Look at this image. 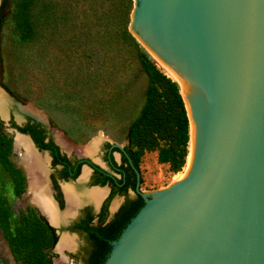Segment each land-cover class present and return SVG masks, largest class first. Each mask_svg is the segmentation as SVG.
I'll return each mask as SVG.
<instances>
[{"label": "water", "instance_id": "1", "mask_svg": "<svg viewBox=\"0 0 264 264\" xmlns=\"http://www.w3.org/2000/svg\"><path fill=\"white\" fill-rule=\"evenodd\" d=\"M129 31L182 84L194 162L152 195L136 171L143 206L103 264H264V0H133Z\"/></svg>", "mask_w": 264, "mask_h": 264}, {"label": "rangeland", "instance_id": "2", "mask_svg": "<svg viewBox=\"0 0 264 264\" xmlns=\"http://www.w3.org/2000/svg\"><path fill=\"white\" fill-rule=\"evenodd\" d=\"M52 1H57L65 8H68L67 3H71L69 13L62 10L55 12L56 17L60 16L63 21H67L66 24H55L47 29L41 27L42 30L38 28L32 38L26 41L20 40L13 32L9 18L11 3H7L4 8L0 21V83L15 97L7 92L11 99L8 109L15 121L24 119L25 115L21 110L29 114L33 109L40 111L44 116L38 114L41 115L39 119L46 122L47 132L53 135L58 143L65 140L75 153L80 154L83 148L95 142L96 154L88 157L105 167L101 158L103 145H127L129 125L139 115L145 103L148 77L142 70L137 56L128 46L113 43L114 45L109 47H113L112 51L104 55L100 49V41L89 39L88 34H96L99 28L98 20L110 10L107 1ZM33 10L35 9H32L30 15L32 23ZM149 56L159 66V61L153 55ZM87 75L95 77V83L89 87ZM94 84L97 87H94ZM108 101H112L113 105H107ZM2 122V132L12 139L9 159L22 172L25 186L23 193L17 195L13 190L15 183L12 177L0 168V192L16 216L28 207L39 212V208L32 201L29 179L21 165L20 153L16 147L14 149L16 133L9 128L8 121ZM63 149L71 153L66 148ZM114 156L118 161L117 152ZM139 168L142 177L140 189L146 195L171 187L181 181L185 174V168L173 174L167 164L158 163L157 152L144 153L140 157ZM90 174L89 171L88 178L84 181H80V177L79 180L67 184L74 188L77 195L86 194L96 189L89 182ZM103 189L109 190L110 187L105 186ZM107 194L102 201V221L108 220L124 201V198L116 195L113 190ZM130 197L133 195L130 194ZM94 205L84 202L79 209ZM74 219L72 217L67 225L56 229L59 231L58 239L64 235L75 239L74 248L64 252L68 258L67 264H83L89 244L84 236L70 230ZM48 256L51 257L52 264L62 258V254L55 247ZM0 264H16L1 231Z\"/></svg>", "mask_w": 264, "mask_h": 264}, {"label": "trees", "instance_id": "3", "mask_svg": "<svg viewBox=\"0 0 264 264\" xmlns=\"http://www.w3.org/2000/svg\"><path fill=\"white\" fill-rule=\"evenodd\" d=\"M105 1L109 3L110 10L98 20L99 28L96 34H88L89 39L100 41V49L104 55L112 51L113 47L112 49L109 47L113 46V43L128 46L129 50H133L137 56L142 70L148 77L145 103L139 115L129 125L126 135L127 145L124 150L137 171H140L139 160L144 153L157 152L158 163L167 164L169 171L173 174L179 173L187 164L191 145L189 120L180 94V86L155 64L129 32L132 0ZM9 2L11 3L9 18L13 32L22 41L31 39L38 28L42 30V28L54 27L55 24L65 25L67 21H63L60 16L56 17L55 12L62 10L64 13H69L72 6L71 3H67L68 8H65L52 0H4L0 19L3 14L1 12ZM32 9H35L33 23L30 20ZM94 79V76L87 75L88 87L93 84ZM94 87L97 85L94 84ZM6 90L9 91L7 88ZM107 105L111 106L113 102L110 101ZM2 125L0 121V168L12 177L15 183L13 190L17 195H21L25 186L24 178L22 172L9 159L12 139L2 132ZM39 127L40 125L35 124L15 128L22 134H29L39 149L50 151L54 164H63L64 177L69 178L70 163L59 155L58 148L53 143L44 142L43 131ZM113 151L117 150L113 149ZM124 161H128L127 157ZM83 164L97 169L88 161H79L71 178L78 176L80 166ZM131 173L133 182L130 187L134 190L136 175L133 170ZM140 182L142 183V180ZM95 183L99 186L110 184L115 194L124 195L127 198L128 188L122 184L123 179L117 180L102 173L101 179L96 180ZM142 206L143 200L136 194L134 199H126L109 223L99 220L98 224L92 226V217H88L75 227L86 234V239L91 245L86 264L104 263L111 250V242L118 239ZM0 231L16 264H52L48 253L58 241L56 230L33 208L28 207L26 211L16 216L1 192Z\"/></svg>", "mask_w": 264, "mask_h": 264}, {"label": "flooded vegetation", "instance_id": "4", "mask_svg": "<svg viewBox=\"0 0 264 264\" xmlns=\"http://www.w3.org/2000/svg\"><path fill=\"white\" fill-rule=\"evenodd\" d=\"M3 2H4V0H0V10H1ZM3 11H4V9H3ZM3 11L1 13H3ZM0 87H2L6 92H8L1 83H0ZM1 93L3 94L2 91H1ZM8 93L13 96V94H11L10 92H8ZM6 101H7V99H6ZM8 107H9V105H8V102H7V109L5 108L6 109V113H4V115H3V113L0 111V115H3V117H6V118H7V115H8V124L7 125L9 126V128L14 133H16V131L19 132L15 127L24 128V127H26L28 125H35V124L40 125L39 128H40V130L43 131L44 142L53 143L58 148L59 155L61 157L66 158L68 160V162L70 163V169H69V172H68L69 173L68 174L69 178H67V177L65 178L64 177V172H63L64 171V165L61 164V163L54 164L52 153L50 151H48V150L39 149L37 147V145L35 144V142L33 141L32 137L29 134H24V135H28L31 138V140L33 141L35 147L38 149L39 152H37L36 150H34V151H36L41 156L46 157L47 160H48L46 171H47V179H48V183H49V191H51L50 201H51L52 205L54 206L55 210L58 211V213L59 212L60 213L64 212L66 210V208H67V199H66V193H65L64 188L67 187L68 185L67 186H65V185L67 183H69V182H75V181H77V179L79 180L80 177H81L80 181L86 180V179H83V176H82L83 172H84L83 171V166L84 165L88 166L89 167V171L91 172L90 178H89V182H90V184L92 186H94V187L99 186L95 182H96V180L101 179L102 173H103L104 175H106L108 177L115 178L117 180L123 179V183L122 184H125L127 186V188H128V190H127V198L128 199H134L135 198V196H136L135 188L133 190L130 187L131 183L133 182V176H132L131 170H133V172H135V175H136V171L137 170L132 165V161L128 158V156H127V154H126V152L124 150L125 146H123V151H120V150L112 147L113 144L105 143L103 145V153L101 155V158H102V160L105 163V165H104L105 167H103L98 162L93 161L92 158H90L88 156L87 157L86 156H82L78 152H77L78 153L77 154L74 151H72L71 153H68L66 150L63 149L64 147L62 148L60 146L62 144H60V143L58 144V142L56 140H54L53 135H50L47 132V128H46L45 125H42V124L38 123L35 119H33V117L29 116L28 114H24L25 117H24L23 120L20 118L21 119V124L20 125L17 124V121H15L14 116L11 114L10 109H8ZM32 111L34 112V109ZM30 115L36 116L32 112H30ZM0 121L2 122L3 120L0 119ZM17 136L18 135L16 134L15 138H17ZM15 142H16V139H15ZM63 142H64V140H63ZM113 149H116L117 151H113ZM44 152H47L49 159H48L47 156L44 155ZM115 152H117V154L119 155V160L118 161L115 159V156H114ZM125 157H127V159H128L127 162L124 161ZM79 161H88L89 163H91L92 165L97 167L98 170L94 169L93 167H91V166H89L87 164H83L82 166H80V170H79L78 176L75 177V178H71V176L73 175V171H75L77 169V165H78ZM129 166H130V169H129ZM139 170H140V168H139ZM138 172L140 174V180H142L141 173H140V171H138ZM27 176H28V173H27ZM28 179H29V176H28ZM122 184H120V186H122ZM141 184L142 183L140 182V186H141ZM29 186H30V180H29ZM63 186H64V188H63ZM105 186H109L110 187V189H109L110 192L113 189L112 185H110V184H107V185H104V186H99V187H105ZM135 186H136V184H135ZM30 188H31V186H30ZM72 189H73L74 193L76 194V191L74 190L73 187H72ZM98 189H103V188H98ZM140 191H141V189H140ZM110 192H108V193L110 194ZM131 192L133 193V197H130V193ZM31 195L33 197L32 193H31ZM85 195L86 194H81V195H77V196H80L83 199L82 203H84V202L94 203V202H89ZM116 195H118V194H116ZM119 196H122L124 198V201H123V203H124L126 201V199H127L126 196H124V195H119ZM123 203L117 208L115 213L108 220L105 221V223H109L114 218V215L118 212V210L123 205ZM65 204H66V206H65ZM94 204H96V203H94ZM97 205H99V204H97ZM37 207L36 208L38 209V211L40 210L38 212L39 215H41L47 221V223L49 224V222L47 220L48 217L43 212H41L42 210L40 209L39 206H37ZM57 207H58L59 210L57 209ZM101 208H102V202L100 203L99 210L95 209V205L93 207H88V206L84 207L81 210L78 208L79 210L77 209L76 214L74 216H72L75 219L70 224V230L74 231L77 234L82 235V236H84L86 238V234L84 232L80 231L78 228H75V227L77 225H79L83 220L87 219L88 217H92V220H91V225L92 226L98 224L99 220H100ZM42 213L45 216L42 215ZM72 217L68 218V223L70 221L69 219H71ZM62 222H64V221H62ZM62 222L58 223V224H60V227L63 226ZM51 227H53V226H51ZM53 228L56 230V235L59 237L58 229H56L55 227H53ZM88 244H89V246L86 248L87 249L86 250V257L83 260V264H86L87 257H88V254H89V250H91V245H90L89 242H88Z\"/></svg>", "mask_w": 264, "mask_h": 264}, {"label": "bare ground", "instance_id": "5", "mask_svg": "<svg viewBox=\"0 0 264 264\" xmlns=\"http://www.w3.org/2000/svg\"><path fill=\"white\" fill-rule=\"evenodd\" d=\"M156 59V58H155ZM159 66L165 71V73L171 77L173 80H175L181 89V93L183 92V87L181 82L178 80V78L167 68L165 67L160 61ZM7 102L6 97L4 94L0 91V111L3 113H6L7 109ZM6 108V109H5ZM34 113L38 118L40 116H44L40 111H36L34 109ZM38 114H41L40 116ZM3 115H0L3 119H6V117H3ZM42 118V117H41ZM190 134H191V145H190V153L187 159V164L185 166V174L183 175V179H185L191 172L194 162V132H193V126L190 124ZM18 135V134H17ZM61 147L63 146L69 152L74 151V149L64 140L59 141ZM58 143V144H59ZM97 144L94 142L91 145L83 148L80 152L83 156H94ZM16 147V150L20 153L21 156V165L26 170L29 176L30 180V186H31V193L33 194V203H35L37 206L40 207L47 217V220L52 225H60L58 223H61L62 221H66L68 218L74 216L76 214L77 209L80 207L81 203L83 202V199L80 196H77L71 186H67L64 188L66 193V199H67V208L64 212L58 213V211L55 210L54 206L52 205L50 201V194L51 191H49V183L47 179V158L41 156L36 151H34L33 146L31 145V142L28 140L27 137L18 135L16 138V142L14 141V149ZM96 162H98L96 160ZM84 171V169H83ZM89 175V171L85 169L83 173V179H87ZM182 179V180H183ZM108 193L107 189H93L86 193L87 200L89 202L96 203L95 205L99 204L103 201V199L106 197ZM97 205V206H99ZM58 209V207H57ZM63 211V210H62ZM42 213V214H43ZM43 214V215H44ZM44 215V216H45ZM62 222V223H64ZM62 238V240H61ZM59 239L58 244L56 245V250L58 249V252L62 254V258L57 261L56 264H67L68 258L64 255L65 250H71L75 246V239L73 237L64 235ZM61 240V241H60Z\"/></svg>", "mask_w": 264, "mask_h": 264}]
</instances>
